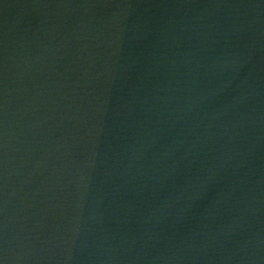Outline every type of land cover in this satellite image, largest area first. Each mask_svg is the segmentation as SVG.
Here are the masks:
<instances>
[{
	"label": "water",
	"instance_id": "95a60500",
	"mask_svg": "<svg viewBox=\"0 0 264 264\" xmlns=\"http://www.w3.org/2000/svg\"><path fill=\"white\" fill-rule=\"evenodd\" d=\"M0 264H264V0H0Z\"/></svg>",
	"mask_w": 264,
	"mask_h": 264
}]
</instances>
